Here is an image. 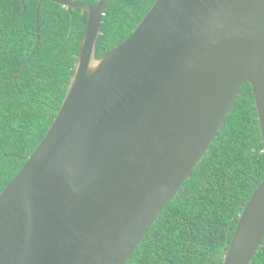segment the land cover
Returning a JSON list of instances; mask_svg holds the SVG:
<instances>
[{
  "label": "water",
  "instance_id": "obj_1",
  "mask_svg": "<svg viewBox=\"0 0 264 264\" xmlns=\"http://www.w3.org/2000/svg\"><path fill=\"white\" fill-rule=\"evenodd\" d=\"M51 1L88 19L51 126L0 194V264H126L247 82L264 145V0H156L97 58L109 0ZM263 239L264 178L223 264H251Z\"/></svg>",
  "mask_w": 264,
  "mask_h": 264
},
{
  "label": "trees",
  "instance_id": "obj_2",
  "mask_svg": "<svg viewBox=\"0 0 264 264\" xmlns=\"http://www.w3.org/2000/svg\"><path fill=\"white\" fill-rule=\"evenodd\" d=\"M96 4L98 0H75ZM156 0H109L95 56L126 39ZM0 0V194L60 108L86 11L42 0ZM264 145L250 83L192 176L126 264H223L239 215L264 178ZM251 264H264V239Z\"/></svg>",
  "mask_w": 264,
  "mask_h": 264
}]
</instances>
